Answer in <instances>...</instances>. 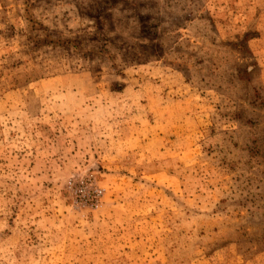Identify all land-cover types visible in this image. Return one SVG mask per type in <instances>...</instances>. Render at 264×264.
Listing matches in <instances>:
<instances>
[{"label":"rangeland","instance_id":"obj_1","mask_svg":"<svg viewBox=\"0 0 264 264\" xmlns=\"http://www.w3.org/2000/svg\"><path fill=\"white\" fill-rule=\"evenodd\" d=\"M0 264H264V0H0Z\"/></svg>","mask_w":264,"mask_h":264},{"label":"built area","instance_id":"obj_2","mask_svg":"<svg viewBox=\"0 0 264 264\" xmlns=\"http://www.w3.org/2000/svg\"><path fill=\"white\" fill-rule=\"evenodd\" d=\"M74 187L76 188L74 193L77 198L76 202L83 206L97 207L99 191L96 188H87L88 186L84 180L79 181Z\"/></svg>","mask_w":264,"mask_h":264}]
</instances>
